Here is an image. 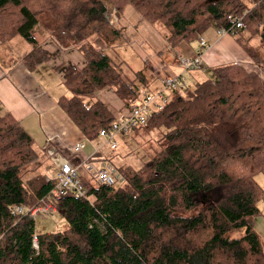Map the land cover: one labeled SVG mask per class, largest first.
<instances>
[{
  "label": "trees",
  "instance_id": "1",
  "mask_svg": "<svg viewBox=\"0 0 264 264\" xmlns=\"http://www.w3.org/2000/svg\"><path fill=\"white\" fill-rule=\"evenodd\" d=\"M127 6L170 47L211 26L232 29L227 35L250 64L212 68L211 79L172 95L140 128L156 131L153 153L138 168L115 166L121 182L97 184L79 174L86 194L53 202L63 232L37 234L28 214H10L15 204L26 212L42 204L52 182L22 177L37 159L33 140L11 115L1 116L0 264H264L254 231L256 204L264 203L254 181L264 177V0H0V42L19 36L31 45L21 59L28 71L46 59L35 26L59 49L81 55L80 69L63 71L70 96L57 106L92 141L116 119L99 92L111 89L125 106L138 96L99 50L119 37L109 7L121 13ZM236 21L241 28H232Z\"/></svg>",
  "mask_w": 264,
  "mask_h": 264
},
{
  "label": "crops",
  "instance_id": "2",
  "mask_svg": "<svg viewBox=\"0 0 264 264\" xmlns=\"http://www.w3.org/2000/svg\"><path fill=\"white\" fill-rule=\"evenodd\" d=\"M108 17L109 23L119 34L118 39L110 44V47L116 52L119 43L125 42L128 45L123 48L122 53L130 63L124 57L120 58L119 63L123 66L128 65L132 70L130 72L124 70L122 76L131 82L129 85L136 93L137 89L146 93V87L156 83L157 88L154 92H160L162 91L160 82L164 78L179 76L182 79L185 72L192 73L195 70L182 71L180 63L183 59L195 57L199 53L201 67L198 75L195 76L197 79L199 75L203 76L210 69L218 66L227 64L249 66L250 64L234 39L229 35H217L215 26H211V29L208 28L200 36L206 43L205 48L201 50L196 39L170 47L165 42L162 32L144 21L128 6L121 13L109 7ZM37 42V49L46 53V59L31 71L25 68L21 60L31 50V45L27 46L25 42L15 37L8 42H0V117L5 114L11 115L31 136L32 147L36 143L35 147L41 148L44 153L46 150L52 153L54 165L58 164L61 158L67 159L71 166L77 169L78 175L84 176L86 172L83 161L87 157L84 148L90 149L92 145L85 144L86 139L58 108L57 100L62 95H57L53 91L56 82L62 84L63 71L68 67L80 69L84 65V60L76 51L59 49L45 33H42ZM125 48L129 49V52H126ZM51 61H54L55 67L51 66ZM44 64L50 65V72L59 80H45L46 76L40 74L34 76L33 73L41 69ZM138 72L141 78L135 76ZM182 80L185 81L184 78ZM184 84L187 87L185 82ZM166 95L170 93L167 92ZM141 97L137 96L129 106H125L109 89L97 94V99L116 118L126 115L130 106L136 104ZM132 133L133 131L129 134ZM78 143L81 144V150L73 153L72 149ZM105 146L103 141L98 142L94 151L103 156L106 162V157L101 152ZM55 173L56 168L51 182Z\"/></svg>",
  "mask_w": 264,
  "mask_h": 264
},
{
  "label": "rangeland",
  "instance_id": "3",
  "mask_svg": "<svg viewBox=\"0 0 264 264\" xmlns=\"http://www.w3.org/2000/svg\"><path fill=\"white\" fill-rule=\"evenodd\" d=\"M161 28V27H160ZM211 29V27H209ZM163 30V29H162ZM44 33L41 31L39 26H35L33 28V36L36 40L40 39V36ZM18 40H22V42H25L21 37L16 36L15 37ZM129 43V40H127ZM27 46H29L28 43L25 42ZM115 44V43H114ZM120 45L117 46L118 51H114L110 45L103 46L102 48H99L100 52L107 55L112 63L115 66V69L117 73L123 77L124 70L132 71L128 65H121L120 58L124 57L126 61H129L126 56L123 55V48L128 47L127 43L121 42ZM126 52H129V49L125 48ZM70 51H76L75 49H71ZM77 52V51H76ZM120 53V54H119ZM129 55V53H127ZM130 63V61H129ZM54 65V61H51V66ZM127 66V67H125ZM50 65H42L40 67L41 69H38V71L34 72V76H37L38 74L42 76H46L45 80H59L54 73H51L49 70ZM190 73V72H189ZM188 72H185L183 74V78L185 79V83L187 84V87H192L195 83L200 82L204 79H211L212 75L210 72H206V74L199 75L200 77L197 79L195 76H197L199 73V69L193 71L189 74ZM182 78V79H183ZM195 78V79H194ZM61 80H63V73ZM157 88V83L153 86L149 85L146 87V93H155V89ZM162 88V87H161ZM111 90V89H109ZM57 95H62L65 97H69V92L65 89V87L60 84L59 82H56L55 84V90H53ZM112 91V90H111ZM138 96H143L144 91L137 89ZM166 93L167 90H163ZM113 92V91H112ZM164 92V93H165ZM115 95V94H114ZM156 132V131H155ZM154 131L145 132L143 129H138L132 134H126V135H118L115 138L116 141V147L113 150H110L109 147L106 145L102 148V153L104 157H106V162L112 164L115 166H130L133 168H138L143 161H145L146 156L152 154L153 149H155V145L152 143L154 140L156 133ZM85 144L89 143L91 144V148H84V152L87 155V159L90 157H93V151L97 147L98 142H102L99 138H96L92 141L84 140ZM87 145V144H86ZM33 146V150L35 151L37 155L36 161L23 169L22 171V177L28 178L32 175H39L44 177L45 179L52 180V175L55 172V166L54 162L52 161V158L47 156V153H44L41 148ZM84 146V145H83ZM87 147V146H86ZM47 152V151H46ZM99 157H103L100 154L97 153V156L91 158L93 161L90 162V166L93 169H98L100 166V162L98 161ZM29 169L30 172H29ZM21 177V178H22ZM254 181L256 184H258L263 190H264V177L261 174L254 176ZM257 208L259 209L260 216L254 219V231L260 238V240L263 242L264 245V203L262 201L257 202L256 204ZM67 228V224L64 222V220L56 213H52L50 215H37L34 218V231L35 233H56V232H63ZM241 234V230H236L231 232L232 237H236Z\"/></svg>",
  "mask_w": 264,
  "mask_h": 264
},
{
  "label": "built area",
  "instance_id": "4",
  "mask_svg": "<svg viewBox=\"0 0 264 264\" xmlns=\"http://www.w3.org/2000/svg\"><path fill=\"white\" fill-rule=\"evenodd\" d=\"M230 20V19H229ZM234 22V21H232ZM233 29L242 27L240 21H236L232 25ZM228 33L221 28L216 29L217 35H231L233 30H227ZM196 42L200 49H204L206 43L201 37L196 38ZM200 53L195 57L183 59L180 63L182 71H192L200 69ZM162 91L155 93H144L140 100L130 106L126 115L118 116L112 121L107 128H103L98 132V138L101 139L110 150L115 149V138L118 135H126L135 129L143 128L147 125L151 116L163 110L164 106L169 102L170 97L178 94L185 88L183 80L179 76L166 77L160 82ZM163 90H167L170 95H166ZM81 150V144H75L72 151L78 153ZM47 151V150H46ZM49 151V150H48ZM46 152L49 157L52 153ZM93 157L97 156L95 151ZM89 157L85 158L83 165L87 176L97 184L113 185L121 182V177L114 166L107 164L103 157H99L100 166L98 169H93L90 162L93 161ZM86 194V189L80 182L77 169L72 167L67 159H60L56 164V173L52 181V187L48 193V199L42 204L34 207L28 212L19 204L13 205L9 212L12 216L28 214V217L34 219L37 215H50L55 212L53 202L59 200L61 197L70 195L74 197H82ZM31 246L33 249L37 248L36 237L33 235L31 239Z\"/></svg>",
  "mask_w": 264,
  "mask_h": 264
}]
</instances>
